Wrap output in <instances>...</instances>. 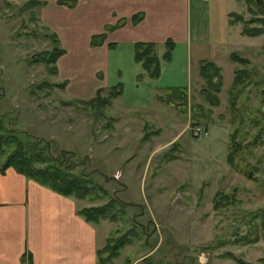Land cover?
Masks as SVG:
<instances>
[{"label": "rangeland", "instance_id": "rangeland-1", "mask_svg": "<svg viewBox=\"0 0 264 264\" xmlns=\"http://www.w3.org/2000/svg\"><path fill=\"white\" fill-rule=\"evenodd\" d=\"M237 1L240 8L235 12L240 19L230 15V23L240 28L244 21L247 26H261L264 14L256 0ZM38 8L33 0H0V117L8 127L40 139V145L57 160L64 154L74 162V171L89 173L106 189V195L82 199V206L102 204L109 197L127 202L123 220L101 219L108 224L106 238L126 239L118 255L106 264H141L149 254L157 264H264L263 237L251 243L235 241V236L247 231L246 213L264 207V163L255 161L264 154V147L254 148V158L249 157L250 163L260 166L253 170L256 180L226 161L227 86L235 67L245 66L254 79L263 77V33L243 36L230 25L210 30V43L216 42L225 52L234 49L247 60L243 65L219 59L224 88L219 104L211 105L201 95L204 80L183 44L175 45L167 61L162 57L164 42L156 43L161 72L151 78L133 57L140 30H111V21L102 31L115 46L106 54L94 47L100 50L95 51L97 55L80 54L83 66L77 68L75 82L62 87L58 75L48 70L52 65L40 61L45 51H51L53 41L38 19ZM218 20V16L208 18L210 26ZM83 22L79 18L78 25ZM106 60L101 67L104 88L100 95L108 97L118 81L121 94L109 97L108 104L73 97L90 93L78 92V82L87 78L82 75L84 65L98 66ZM168 85H187L185 110L165 100ZM263 87L245 85L239 99L249 95L247 103L252 108L258 105L256 90ZM193 104L202 108L196 125L206 129L198 136L191 124ZM216 191H234L236 202L215 207Z\"/></svg>", "mask_w": 264, "mask_h": 264}, {"label": "crops", "instance_id": "crops-1", "mask_svg": "<svg viewBox=\"0 0 264 264\" xmlns=\"http://www.w3.org/2000/svg\"><path fill=\"white\" fill-rule=\"evenodd\" d=\"M211 2L212 7L210 0H44L37 16L49 30L57 33L65 50L56 60V74L66 81L65 88H69L77 78V68L83 66L80 54L88 51L94 56L99 49L106 54L112 48L107 45L113 41L110 37L102 44L92 45L90 36L105 30L109 21L114 24L122 18L124 22L111 30H140L138 40L156 43L170 37L174 47L178 43L184 45L196 67L204 58L219 65L220 58L232 61L228 56L232 50L225 52L216 42L210 43V30H221L226 25L241 30L240 25L229 21V12L240 6L237 0ZM136 13L141 17L133 22L130 16ZM212 15L219 20L210 26L208 18ZM81 17L84 22L78 25ZM94 18L98 21H91ZM172 55L171 52L170 60ZM92 64L84 65L82 75L87 78L82 77L78 82L81 83L78 92L90 91L85 98L93 95L96 88H104L101 67L107 65V60L102 65ZM81 201L40 184L12 166L0 171V264H99L96 250L106 241L108 224L104 220L84 219L78 212Z\"/></svg>", "mask_w": 264, "mask_h": 264}, {"label": "trees", "instance_id": "trees-1", "mask_svg": "<svg viewBox=\"0 0 264 264\" xmlns=\"http://www.w3.org/2000/svg\"><path fill=\"white\" fill-rule=\"evenodd\" d=\"M63 2V0H60ZM252 3V0H249ZM35 5H41L44 0H33ZM261 13L264 14V8L257 4ZM237 19L240 16L237 12L230 11V15H234ZM139 13L130 16L131 21L136 22L140 19ZM122 18L110 25L109 29H113L124 22ZM229 21L232 22L231 18ZM234 21V20H233ZM243 21V20H242ZM261 26H247L246 21L241 26V34L247 36L264 35V18L262 17ZM48 36L53 41L51 51H45L41 56L40 61L44 62L46 66L52 65V69L48 67L50 73H56L58 68L56 65L57 58L64 53V48L60 45L58 35L55 31L49 30ZM106 40V32L94 33L90 36V44H102ZM165 50L162 57L170 60L171 52L174 47L172 38L167 37L164 41ZM107 45L113 47L115 42L108 41ZM134 59L140 62L142 68L148 76L156 78L160 74V61L155 51L156 42L136 40L134 43ZM264 51V40H263ZM229 58L237 63L245 64L247 60L241 57L236 50H232L228 54ZM39 59V58H38ZM199 76L204 80V83L199 89L204 100L211 105L219 104V92L222 90L223 77L221 66L212 59L204 58L198 62ZM246 82L244 83V81ZM66 81L60 82L61 86H65ZM243 84V85H242ZM253 85L258 87L264 86V77L259 80L254 79L245 66L235 68L233 70V77L229 85L227 108L229 112L230 130L228 135L226 161L227 163L243 172L248 178L256 180L253 176V170L259 169L260 166L252 164L249 157L255 156L253 150L256 147H264V87L257 89V103L258 105L249 107L247 100L249 95L239 99L245 85ZM122 82L113 85L109 90L108 97L101 96L102 87L96 88L93 95L87 98H79L84 102H91L94 100H101L104 103H109V97H115L122 92ZM227 90V91H228ZM247 94L250 90L246 91ZM163 98L160 96V99ZM164 98L174 107L181 110L186 109L187 85H168L164 89ZM78 99V98H76ZM261 101V103H260ZM261 104V106H259ZM192 105L191 124L195 125L197 117L202 114V108L199 105ZM208 117L207 115H203ZM41 140L36 139L27 132L23 134L6 125L4 119L0 117V171L3 172L7 167L12 166L17 172H20L40 184L46 185L51 189L63 194L71 195L79 199H96L100 197L98 194L106 195L107 191L100 184L95 183L89 173L83 171H74V162L67 160L64 154H61V159L57 160L47 150L44 144L40 145ZM256 162L264 163V154ZM264 172V164L261 167ZM203 184L201 185L202 189ZM234 191L231 193L216 191L213 198V205L233 204L235 203ZM127 202L122 201L116 197H109L108 201L98 205H83L78 209V212L90 222H99L101 219H108L110 221L123 220L125 214V206ZM247 215V231L241 236H235V241L251 243L258 238H264V207L249 211ZM126 243V239L119 236H110L106 238L104 245L96 250L97 261L99 264H105L108 259L118 255L119 249ZM105 254V255H104ZM125 264H128L127 262ZM141 264H157L153 257L149 254L142 259ZM168 264V263H167ZM170 264V263H169Z\"/></svg>", "mask_w": 264, "mask_h": 264}, {"label": "built area", "instance_id": "built-area-1", "mask_svg": "<svg viewBox=\"0 0 264 264\" xmlns=\"http://www.w3.org/2000/svg\"><path fill=\"white\" fill-rule=\"evenodd\" d=\"M193 130H194V135L195 136L200 135V133H205L206 132V131L204 132V130H206V129H204V127H202L201 125H196V124H195Z\"/></svg>", "mask_w": 264, "mask_h": 264}, {"label": "water", "instance_id": "water-1", "mask_svg": "<svg viewBox=\"0 0 264 264\" xmlns=\"http://www.w3.org/2000/svg\"><path fill=\"white\" fill-rule=\"evenodd\" d=\"M257 4L264 8V1L263 0H256ZM264 77V74H263Z\"/></svg>", "mask_w": 264, "mask_h": 264}]
</instances>
